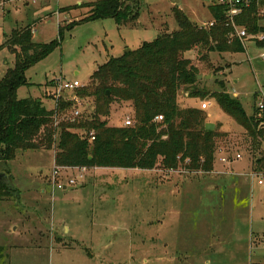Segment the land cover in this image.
I'll use <instances>...</instances> for the list:
<instances>
[{
    "label": "rangeland",
    "instance_id": "rangeland-1",
    "mask_svg": "<svg viewBox=\"0 0 264 264\" xmlns=\"http://www.w3.org/2000/svg\"><path fill=\"white\" fill-rule=\"evenodd\" d=\"M99 1L103 0H4L0 6V45L14 30L27 26L35 43L62 40L48 58L27 71L29 86L19 89L18 98H41L45 108L58 110L55 127L70 123L79 135L85 132L81 125L96 113L94 99L79 96V91L89 85L99 66L164 32L177 31L174 7L198 27L212 19L210 0H179L176 5L171 0H130L128 5L135 1L140 9L136 24L121 27L107 19L65 29L86 18L88 5ZM45 7L49 9L40 11ZM61 29H65L63 39ZM256 43H247L243 53L219 54L202 48L187 53L203 76L200 90L208 95L190 99L181 93L179 104L203 111L206 122L221 135L216 139L215 174L62 168L55 179L60 130L51 150L17 151L5 167L13 199L0 202V247L6 249L7 262L263 263L264 139L254 141L212 97L223 91V82L230 96L238 93L246 113L255 115L258 93L264 91V47ZM15 63L16 56L7 46L0 52V81ZM57 80L77 81L82 88L63 92L57 103ZM48 86L54 93L44 98ZM71 100L79 103L61 109V103ZM76 111L80 116L71 123ZM133 117L131 103H115L110 116L100 119L122 127L128 118L134 126ZM223 157L233 163L224 164Z\"/></svg>",
    "mask_w": 264,
    "mask_h": 264
},
{
    "label": "trees",
    "instance_id": "trees-1",
    "mask_svg": "<svg viewBox=\"0 0 264 264\" xmlns=\"http://www.w3.org/2000/svg\"><path fill=\"white\" fill-rule=\"evenodd\" d=\"M127 2L130 0L89 4L88 16L65 29L71 31L77 25L107 19L121 27L136 24L140 17L138 3ZM174 10L177 31L164 32L137 50L110 58L94 72L89 85L79 91V96L93 98L96 105L94 117L81 125L85 131L82 135L73 132L70 123L55 127L56 112L37 99L18 98L19 89L29 86L27 71L48 58L62 40L35 43L31 27L16 29L7 37L0 52L10 46L16 63L0 81V202L13 199V190L1 174H9L6 162L15 159L17 151L51 150L58 130L55 163L60 168L161 170L189 175L214 172L216 139L221 135L206 130L208 123L203 111L179 104L181 93L189 94L190 99H204L208 95L200 90V70L187 58V53L202 48L235 54L245 52V48L238 39H230L232 29L226 25L223 8L211 4V20L217 23L210 29H201L177 7ZM263 22L254 8L237 19L239 26L255 35L264 33ZM65 29L60 30L61 38ZM256 45L264 47V41ZM220 84L223 91L212 97L254 141L263 140L264 128L259 130L256 116H248L241 102L226 91L225 83ZM115 103L132 104L134 126L111 127L100 119L110 116ZM72 107V102L61 103V109ZM159 117L162 121L157 120ZM7 258L6 249L0 247V264H9Z\"/></svg>",
    "mask_w": 264,
    "mask_h": 264
},
{
    "label": "built area",
    "instance_id": "built-area-1",
    "mask_svg": "<svg viewBox=\"0 0 264 264\" xmlns=\"http://www.w3.org/2000/svg\"><path fill=\"white\" fill-rule=\"evenodd\" d=\"M4 0H0V6L3 8ZM34 2H37L38 0H33ZM40 2H46L47 0H39ZM33 2V3H34ZM212 5H217L225 10V21L228 28L231 30L230 39H238L242 45L245 48V52L247 51V43L250 42H263L264 41V33L259 34H250L248 33L247 29L245 27L239 26L237 23V19L244 15V12L248 9H255L256 14L259 17L264 18V0H211L210 2ZM35 4V3H34ZM1 8V9H2ZM217 21L213 20L210 23H206L202 25L201 29H210L216 25ZM34 32V30H33ZM262 58H264V55H262ZM57 84L56 93H55V101L58 103L61 100V94L63 92H75L79 88H82L81 84L79 82H67L65 80H57L55 81ZM75 100V99H74ZM71 100L69 102L74 103V105L78 104L79 102L76 99V101ZM80 116V112L76 111L73 113V117L70 119L71 123H74ZM256 118L259 121V130L264 128V91L261 89L258 93V102L256 104ZM55 121L58 120V110H56L55 114ZM162 117H159L157 120L162 121ZM133 125V121L131 118H128L126 121V126L130 127ZM92 137V140H95L94 133H91L90 135ZM241 157L238 156L237 159H240ZM224 162H228L229 160L224 159ZM62 168L56 167L54 170V178L56 179L61 172ZM258 176V175H254ZM252 176V177H254ZM71 184H74L72 181ZM262 184V182H260ZM63 186L59 185V189H62Z\"/></svg>",
    "mask_w": 264,
    "mask_h": 264
},
{
    "label": "crops",
    "instance_id": "crops-1",
    "mask_svg": "<svg viewBox=\"0 0 264 264\" xmlns=\"http://www.w3.org/2000/svg\"><path fill=\"white\" fill-rule=\"evenodd\" d=\"M26 9H30V8H26ZM46 9H49V7H45V8H42L40 11H44V10H46ZM67 9V8H66ZM64 10V9H63ZM40 11H37L36 12V14L38 13V12H40ZM211 21H213V20H211ZM27 27H30V26H27ZM26 28V27H25ZM49 87V86H48ZM49 89H50V92L49 93H47V94H45L44 96V98H46V97H49V96H51V93L53 92V91H51V89H54V88H52V87H49ZM54 93V92H53ZM257 94V93H256ZM234 98H238L239 97V95H238V93H234L233 95H232ZM256 98H257V95H256ZM35 99H39V102H42L43 103V101H42V99L41 98H35ZM44 104V103H43ZM44 107H45V105H44ZM248 116H252V115H254V113L252 114V115H249V114H247ZM55 157H56V154H55ZM224 159H227L226 157H223L221 160H222V162H224L223 160ZM230 163H233V161H230L229 160V163L228 162H224V164H230ZM55 165H56V163H55ZM94 169H98V168H94ZM153 172H155V171H153ZM212 174H215V171L213 172V173H211V175ZM208 175V174H207ZM9 178H11V176H9ZM64 190H66V187H64ZM15 228V230L17 229L16 227H14ZM254 264H264V262L263 263H254Z\"/></svg>",
    "mask_w": 264,
    "mask_h": 264
},
{
    "label": "water",
    "instance_id": "water-1",
    "mask_svg": "<svg viewBox=\"0 0 264 264\" xmlns=\"http://www.w3.org/2000/svg\"><path fill=\"white\" fill-rule=\"evenodd\" d=\"M171 2H172L174 5L180 3L179 0H171ZM126 52H130V50H127ZM207 78H208V77H207ZM202 79H203V76H201V75L198 76V80H202ZM206 130L209 131V132L214 131V130H215V125H214V124H211V123L207 124V125H206ZM90 159H92V157H90ZM5 165H8V162H6ZM1 174H2V176H4V177L8 180L9 175H8L6 172H2Z\"/></svg>",
    "mask_w": 264,
    "mask_h": 264
}]
</instances>
